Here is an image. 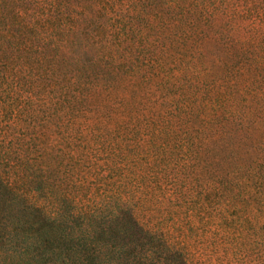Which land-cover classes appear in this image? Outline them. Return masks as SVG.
I'll list each match as a JSON object with an SVG mask.
<instances>
[{
  "label": "rangeland",
  "instance_id": "rangeland-1",
  "mask_svg": "<svg viewBox=\"0 0 264 264\" xmlns=\"http://www.w3.org/2000/svg\"><path fill=\"white\" fill-rule=\"evenodd\" d=\"M0 175L70 238L264 264V0H0Z\"/></svg>",
  "mask_w": 264,
  "mask_h": 264
},
{
  "label": "trees",
  "instance_id": "trees-1",
  "mask_svg": "<svg viewBox=\"0 0 264 264\" xmlns=\"http://www.w3.org/2000/svg\"><path fill=\"white\" fill-rule=\"evenodd\" d=\"M28 200L25 191L20 193L19 189L6 182L0 175V201H4L5 205L0 213V264H107L109 256L115 253L121 254L122 259L125 254L127 257L132 255L131 262L136 259L138 263L142 261L143 264H148L147 259L153 258L152 253L162 251L166 261L173 255L175 260L179 261L178 264H190L181 251L172 248L151 230L141 229V233L147 237L148 245L151 246L146 247L145 243L141 242V256L129 251L134 247L131 243L133 239L130 238L133 234L128 233L127 244L119 248L113 246L112 241L114 237L116 239L119 236V228L106 223L105 218L98 219L97 214L93 212L83 213L86 224L83 227L82 239L80 236L70 238L65 232L69 214L63 207L51 211L46 199L43 205L32 204ZM17 205L20 206L19 209ZM118 212L119 210L115 217L119 215ZM107 227L115 232V236L106 235L109 232ZM129 228L141 227L131 218ZM123 234L124 238L127 237L125 232ZM155 241L159 243L155 245ZM126 247L127 251L123 249ZM135 248L131 250L135 252Z\"/></svg>",
  "mask_w": 264,
  "mask_h": 264
}]
</instances>
